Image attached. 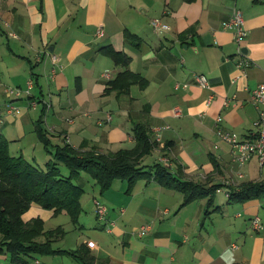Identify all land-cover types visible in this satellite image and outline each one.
<instances>
[{"label":"crops","instance_id":"crops-1","mask_svg":"<svg viewBox=\"0 0 264 264\" xmlns=\"http://www.w3.org/2000/svg\"><path fill=\"white\" fill-rule=\"evenodd\" d=\"M235 9L247 32L244 69L236 65L234 32L223 27ZM154 18L168 29L155 30ZM124 72L135 76L126 89L117 81ZM200 74L209 87L198 84ZM263 82L264 0H0V137L11 155L39 167L54 159L55 148L40 139V120L52 144L103 154L132 148L134 128L143 124L157 143L143 164L159 162L209 191L185 203L179 181L166 186L145 175L131 189L116 179L101 190L83 172L74 181L83 189L76 224L35 203L22 215L25 222L42 219L45 230L61 228L52 246L65 252L20 262L0 254V264H82L72 251L90 264H264V192L241 193L264 183V169L256 156L236 162L215 132L221 117L239 140L255 139L252 91ZM8 86L24 91L9 95ZM95 199L107 207L106 220ZM254 217L260 230L251 226ZM143 225L150 230L139 235Z\"/></svg>","mask_w":264,"mask_h":264},{"label":"trees","instance_id":"trees-1","mask_svg":"<svg viewBox=\"0 0 264 264\" xmlns=\"http://www.w3.org/2000/svg\"><path fill=\"white\" fill-rule=\"evenodd\" d=\"M135 78L134 74L124 72L117 81L124 80L122 89L128 88ZM114 82H111V88ZM143 87L145 82H140ZM42 120L37 128L45 148H55L54 159L39 167L30 163L24 156L10 154L9 141L0 137V254H8L12 262H20L24 256L60 254L64 250L54 249L52 239L57 238L61 228L45 230L44 222L36 218L25 222L22 215L35 203L56 213L66 212L74 224L82 211L81 197L83 189L74 182L81 173L93 178L101 190L109 189L114 180L128 182L133 188L138 179L151 175L162 185L172 186L171 180L179 181V188L185 195V203L195 198L209 195V191L200 183L181 181L166 166L159 162L143 164L146 155H150L156 146L148 128L137 124L134 128L135 145L130 149H121L115 153L81 152L68 143L52 144L51 138L42 127ZM69 169V174L62 173L61 166ZM264 192V183H250L244 186L242 194L246 197ZM234 195L237 193H233ZM213 197L208 200L212 203ZM45 235V241L39 239ZM76 256L82 264H90L78 251Z\"/></svg>","mask_w":264,"mask_h":264},{"label":"built area","instance_id":"built-area-1","mask_svg":"<svg viewBox=\"0 0 264 264\" xmlns=\"http://www.w3.org/2000/svg\"><path fill=\"white\" fill-rule=\"evenodd\" d=\"M151 25L155 30L159 29H168L167 24H163L159 19H152ZM223 27L226 29H231L234 32V37L237 43V52L240 56V60L237 62V66L244 69L250 65V60L243 50V41L247 35L246 28L244 26V18L241 10L235 9L231 17L223 22ZM9 34L11 36L17 37L13 31H10ZM97 36H103L104 30L102 27H98L96 30ZM103 76L106 79L112 78V72L106 71L103 73ZM198 84L201 87H209L210 83L207 77L203 74L197 75L196 77ZM33 85V81L30 80L28 82V86L26 89L27 93H30V89ZM6 92L9 95L20 96L23 89L19 87H6ZM252 101L258 109V118L255 121L256 128V137L253 140H239L237 135L232 133L231 131L223 128L221 126V117H218L216 121V134L217 136L228 142L231 145V152L233 159L239 164H244L248 160H250L253 156H256L259 160L260 167L264 169V82L260 83L256 86V88L252 91ZM227 104V102H226ZM8 110L13 113H19L20 109L14 106L11 103L7 104ZM168 126H162L155 129L157 134H160L161 130L167 128ZM164 158V157H163ZM166 159V158H164ZM95 211L100 220H106L107 207L101 202L99 199L94 200ZM123 210V209H122ZM251 226L254 230H260L262 228V223L259 217H254L251 222ZM150 225H143L138 229L139 235H145L149 232ZM35 264H39L38 260H36Z\"/></svg>","mask_w":264,"mask_h":264},{"label":"rangeland","instance_id":"rangeland-1","mask_svg":"<svg viewBox=\"0 0 264 264\" xmlns=\"http://www.w3.org/2000/svg\"><path fill=\"white\" fill-rule=\"evenodd\" d=\"M61 170H62V173H67L68 172V169L63 165V166H61ZM83 175H85L86 176V178H88L89 180H91L92 182H93V179L87 174V173H83ZM97 195L98 196H101L98 192H97ZM73 234L71 233L70 235H69V239L70 240H72L73 239ZM43 258V257H42Z\"/></svg>","mask_w":264,"mask_h":264},{"label":"water","instance_id":"water-1","mask_svg":"<svg viewBox=\"0 0 264 264\" xmlns=\"http://www.w3.org/2000/svg\"><path fill=\"white\" fill-rule=\"evenodd\" d=\"M243 50L246 52L247 51V49L246 48H243Z\"/></svg>","mask_w":264,"mask_h":264}]
</instances>
